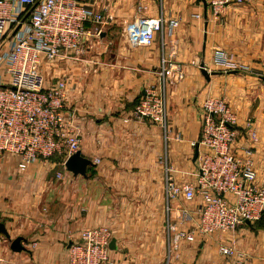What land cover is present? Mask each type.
Listing matches in <instances>:
<instances>
[{
    "label": "crops",
    "instance_id": "1",
    "mask_svg": "<svg viewBox=\"0 0 264 264\" xmlns=\"http://www.w3.org/2000/svg\"><path fill=\"white\" fill-rule=\"evenodd\" d=\"M86 3L107 15L101 37L54 71L56 81H66L67 114L75 115L82 155L102 163L76 177L60 156L35 162L24 173L17 171L18 157L1 158L0 221L12 240H25V250L13 252L0 235V264H68L72 241L101 226L112 230L116 242L110 258L118 264H239L237 257L220 254L222 246L246 255L240 264H264V218L235 232L175 244V232L193 225L180 219L181 212H196L199 201L176 202L168 213L164 194V163L176 170L178 183L193 180L188 175L196 168L192 144L200 141V107L209 96L224 98L239 116L235 152L244 158L242 148H254L258 181L264 182V77L225 71L213 61L217 50L249 65L264 60V0L231 6L218 23L201 0ZM139 16L166 21L150 47H132L126 38L128 25ZM171 21L179 22L172 33ZM163 56L185 74L166 87V129L149 121L125 123L144 91L160 86ZM202 63L214 73L210 80L201 73ZM248 119L259 136L255 145L242 128Z\"/></svg>",
    "mask_w": 264,
    "mask_h": 264
},
{
    "label": "built area",
    "instance_id": "2",
    "mask_svg": "<svg viewBox=\"0 0 264 264\" xmlns=\"http://www.w3.org/2000/svg\"><path fill=\"white\" fill-rule=\"evenodd\" d=\"M211 21L218 23L231 6L245 0H206ZM203 19L202 15H194ZM103 10L81 0H0V159L6 155L19 158L17 171L24 173L35 162L69 157L81 151V132L75 115L67 114L66 81L50 82L44 73L47 62L60 63L81 54L87 42L101 37L107 24ZM165 19L139 16L126 30L132 47H150L165 27ZM178 21L169 22L172 33ZM213 61L225 71L264 77V60L256 66L236 61L217 50ZM160 86H151L124 119L149 121L166 129L168 104L166 87L183 81L185 74L178 65L161 60ZM201 137L199 156L190 175L193 180L178 183L177 173L164 163L166 210L179 201H199L191 213L182 211L180 219L192 222V229L175 232L173 243L197 236L235 232L247 223L264 218V182L258 181L253 147H243L244 158L235 150L240 137V118L221 97H207L200 107ZM251 144L259 141L252 120L243 127ZM99 166L100 158L91 159ZM0 166V171H1ZM171 231H175L170 226ZM112 230L107 226L87 229L72 241L68 264H118L110 258ZM221 255H246L232 247L222 246ZM2 262V260H0ZM239 263V264H240Z\"/></svg>",
    "mask_w": 264,
    "mask_h": 264
},
{
    "label": "water",
    "instance_id": "3",
    "mask_svg": "<svg viewBox=\"0 0 264 264\" xmlns=\"http://www.w3.org/2000/svg\"><path fill=\"white\" fill-rule=\"evenodd\" d=\"M201 1L204 2L206 9H207L208 6H207L206 0H201ZM200 70H201L202 75L207 80H210L211 74H214V73H210L207 70L204 63H202L200 65ZM198 156H199V146L197 145L195 148V153H194V162L197 161ZM93 167H94L93 162L91 160L85 158L81 152H77L76 154L69 157L65 163L66 170L68 172H71L76 177H78V176L86 177L87 171ZM247 224L250 225L249 222ZM0 235H3L8 239V241L11 244V250L13 252H21V251L25 250V247L23 246V242L25 240L23 238H17L15 240H12L11 236L8 233V230L5 226V224L2 223L1 221H0ZM115 242H116L115 240H112L111 245H110L111 250H115Z\"/></svg>",
    "mask_w": 264,
    "mask_h": 264
},
{
    "label": "rangeland",
    "instance_id": "4",
    "mask_svg": "<svg viewBox=\"0 0 264 264\" xmlns=\"http://www.w3.org/2000/svg\"><path fill=\"white\" fill-rule=\"evenodd\" d=\"M82 2H93V3H95V0H81ZM57 65L58 64H56V63H50V62H47L46 63V66L45 67H47V70H46V68L44 67V73L47 71V73L49 74L48 76H49V78L51 79V81L50 82H56V80L58 79V77H55V75H56V73H55V71H54V69H55V66L57 67ZM251 116H253V115H250V117Z\"/></svg>",
    "mask_w": 264,
    "mask_h": 264
}]
</instances>
